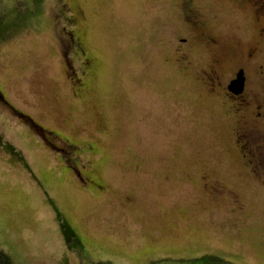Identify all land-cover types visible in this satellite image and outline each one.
Segmentation results:
<instances>
[{"label": "rangeland", "instance_id": "obj_1", "mask_svg": "<svg viewBox=\"0 0 264 264\" xmlns=\"http://www.w3.org/2000/svg\"><path fill=\"white\" fill-rule=\"evenodd\" d=\"M185 1L0 0V89L20 112L93 147L78 165L67 163L0 103V137L19 154L0 150V249L14 264H149L205 254L264 264V176L242 156L236 114L209 94L195 66L233 57L222 80L243 66L248 88L263 99L264 18L257 21L248 0H193L221 50L194 38L196 62L180 68L168 41ZM73 4L98 60L82 100L58 40L63 8ZM251 48L254 59L242 63ZM78 172H93L104 190H88Z\"/></svg>", "mask_w": 264, "mask_h": 264}, {"label": "flooded vegetation", "instance_id": "obj_2", "mask_svg": "<svg viewBox=\"0 0 264 264\" xmlns=\"http://www.w3.org/2000/svg\"><path fill=\"white\" fill-rule=\"evenodd\" d=\"M246 3H250L253 7L257 21L264 18V0H248L243 2V4ZM68 4L69 3H66V5ZM63 10H66V13L62 12L66 17L64 19L65 23H62V31L58 39L60 54L66 64V73L71 88L73 89L74 96L82 100L93 91L91 83L95 80L98 60L87 46V35L82 29V24L85 19L81 8L77 4H73L72 8L66 6ZM37 15L38 13L33 15L31 20H34ZM178 28H183V30L179 32L181 34L176 33ZM169 31L171 39L168 41V51L175 54L174 62L177 63L180 68H185L187 66L191 67V65L196 62L193 59L195 46H197L194 44L195 39L202 40L204 43L208 44V48L214 54H217V49L221 50L220 40L217 36L207 31L200 10L193 0L184 2L183 6L180 8L177 23L171 27ZM259 35L260 37L264 36V25L261 26ZM190 40H194V43H190ZM256 52L257 49L251 48L240 61L242 63H251ZM226 57L211 56L208 58L206 65L197 62L195 66L199 65V67L196 68L197 72L200 73V80L205 85L209 94L222 97L226 100H223V103H227L228 108H230L229 112L236 114L237 128L234 133L237 136L236 142L242 152V156L246 164L251 167L256 175L264 176V98H260L258 90L256 91L255 89L248 88V76L246 74V68L243 66L234 68L232 74L228 76L226 81L222 80V74H226L229 67L227 61L230 60L232 63L238 61L233 57L226 60ZM78 65L80 67H78ZM241 72L245 78L244 90L241 93H235L230 90V85L237 79L238 74ZM257 72L260 76L264 75L262 65L258 66ZM0 103L9 106L11 111L15 113V116L24 121L23 124L25 123L24 125L28 127V130L35 132L40 143L56 151L58 154H64L65 157H63V160H66L67 163H76V165H78V161L76 160L77 156H80L84 151H92V146L91 148L89 146L87 150L86 147L80 146L79 143L73 141L71 138H62L57 130L45 127L38 123L33 117L17 110L7 100L1 89ZM0 150L7 152L8 155H19L17 150H14L12 145L1 137ZM91 173L90 176L87 173L81 172L76 174L81 178L80 182L91 185L88 190L103 191L104 188L99 185L101 179L95 176L93 172ZM76 174L74 175L75 178H77ZM203 178L207 182L208 177L203 176ZM216 186L217 185L211 186L214 194L219 193V188Z\"/></svg>", "mask_w": 264, "mask_h": 264}, {"label": "trees", "instance_id": "obj_3", "mask_svg": "<svg viewBox=\"0 0 264 264\" xmlns=\"http://www.w3.org/2000/svg\"><path fill=\"white\" fill-rule=\"evenodd\" d=\"M36 14L37 13H33V15H36ZM17 20H20V17ZM2 27H3V24L0 21V30H2ZM1 36H2V34L0 32V37ZM8 37H10L9 34H7L3 38L6 39ZM163 262H175V264H232L231 262L227 261L226 259H224L218 255H213V254H205V255H201V256H197V257H193V258H178V259L163 258V259L158 260V261H152L149 264H161ZM0 264H14L12 262L10 256L2 249H0ZM95 264H113V263L106 262V261H99Z\"/></svg>", "mask_w": 264, "mask_h": 264}, {"label": "water", "instance_id": "obj_4", "mask_svg": "<svg viewBox=\"0 0 264 264\" xmlns=\"http://www.w3.org/2000/svg\"><path fill=\"white\" fill-rule=\"evenodd\" d=\"M245 78L243 73H239L236 80H234L230 85V90L235 93H241L244 90Z\"/></svg>", "mask_w": 264, "mask_h": 264}]
</instances>
